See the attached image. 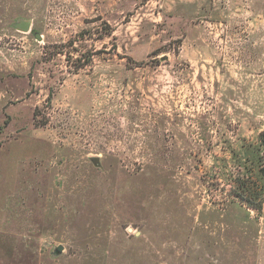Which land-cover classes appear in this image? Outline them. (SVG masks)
<instances>
[{
	"label": "rangeland",
	"instance_id": "rangeland-1",
	"mask_svg": "<svg viewBox=\"0 0 264 264\" xmlns=\"http://www.w3.org/2000/svg\"><path fill=\"white\" fill-rule=\"evenodd\" d=\"M263 130L264 0H0V264H264Z\"/></svg>",
	"mask_w": 264,
	"mask_h": 264
},
{
	"label": "water",
	"instance_id": "water-1",
	"mask_svg": "<svg viewBox=\"0 0 264 264\" xmlns=\"http://www.w3.org/2000/svg\"><path fill=\"white\" fill-rule=\"evenodd\" d=\"M13 27L19 31H22V32H29L30 30V27H31V22L29 20H18L14 25ZM35 38L37 40H40L41 37L38 35V34H35ZM91 162L93 163V165H99V158L97 157H94L91 159ZM63 251V246L62 245H59L57 246L55 249H54V255L55 256H58L62 253Z\"/></svg>",
	"mask_w": 264,
	"mask_h": 264
},
{
	"label": "trees",
	"instance_id": "trees-1",
	"mask_svg": "<svg viewBox=\"0 0 264 264\" xmlns=\"http://www.w3.org/2000/svg\"><path fill=\"white\" fill-rule=\"evenodd\" d=\"M258 141H259V144H260V146H261V148L263 149V156H264V130L263 131H261L260 133H259V135H258ZM262 161H264V157H263V160ZM259 172L261 173V175L264 177V164L262 165V167L259 169ZM241 201H245V200H242V199H240ZM247 200V199H246ZM245 202H247V201H245ZM247 208L249 207V208H255L253 205H252V203H249V202H247ZM256 209H259V207L257 208L256 207Z\"/></svg>",
	"mask_w": 264,
	"mask_h": 264
}]
</instances>
